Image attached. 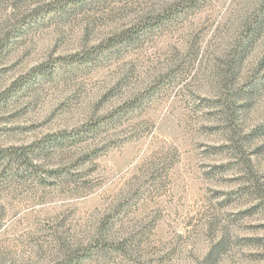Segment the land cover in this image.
Returning a JSON list of instances; mask_svg holds the SVG:
<instances>
[{
  "label": "rangeland",
  "instance_id": "obj_1",
  "mask_svg": "<svg viewBox=\"0 0 264 264\" xmlns=\"http://www.w3.org/2000/svg\"><path fill=\"white\" fill-rule=\"evenodd\" d=\"M12 151L0 264H264V0H0Z\"/></svg>",
  "mask_w": 264,
  "mask_h": 264
},
{
  "label": "trees",
  "instance_id": "obj_2",
  "mask_svg": "<svg viewBox=\"0 0 264 264\" xmlns=\"http://www.w3.org/2000/svg\"><path fill=\"white\" fill-rule=\"evenodd\" d=\"M255 28H257V26L255 25ZM16 153L14 152V151H12V152H10V154L8 155V156H6V157H8V158H5V157H0V159H2V160H4V161H6V162H12V161H15V158H20L21 156H19V157H16ZM11 158V159H10ZM11 160V161H10ZM22 163V162H21ZM20 164V163H19Z\"/></svg>",
  "mask_w": 264,
  "mask_h": 264
}]
</instances>
